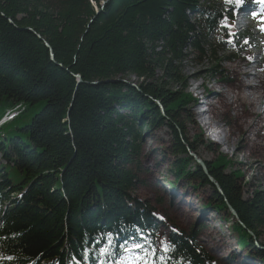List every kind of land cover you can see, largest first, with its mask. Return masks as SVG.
<instances>
[{
    "label": "trees",
    "instance_id": "1",
    "mask_svg": "<svg viewBox=\"0 0 264 264\" xmlns=\"http://www.w3.org/2000/svg\"><path fill=\"white\" fill-rule=\"evenodd\" d=\"M236 7V0H0V119L18 111L0 128V264H117L127 249L142 264H219L197 231L174 226L163 237L165 222L134 194L131 166L143 154V130L162 126L173 136L168 185L210 186L209 208L231 220L236 259L251 264L243 249H259L254 236L264 225L263 197H243L241 173L227 171L229 156L205 162L206 174L189 156L177 117L182 101L193 97L182 73L190 56L211 61L219 47L234 43L223 59L235 61L247 50L249 32L235 43L223 25ZM223 59L209 76L222 74ZM234 69V99L221 93L219 101L243 115L234 128L256 153L264 117L245 97L241 64ZM176 197L172 209L186 215ZM208 231L213 251L229 249Z\"/></svg>",
    "mask_w": 264,
    "mask_h": 264
},
{
    "label": "rangeland",
    "instance_id": "2",
    "mask_svg": "<svg viewBox=\"0 0 264 264\" xmlns=\"http://www.w3.org/2000/svg\"><path fill=\"white\" fill-rule=\"evenodd\" d=\"M225 25H228L226 21ZM262 25H264V19H253L249 20L244 28V30H249L251 38L248 42V47H251L250 52L254 54L252 59L255 61L251 60V62H247L242 58L235 61L225 60L223 58L231 55L232 52L229 47L221 46L218 48V57L211 58V61H208V55L202 59L197 55H192L188 61L183 63L182 73L186 77L187 93L193 97H188L182 101L181 108L178 107L180 109L178 110L177 117L180 120L184 136L191 143L189 146L190 151L188 152L190 157L196 160L194 157L196 156L204 163L207 162L213 165L221 156H229L231 165L228 166L227 171L241 173V178L237 180L242 187L243 197L250 198L252 192H258L264 199V158H257L259 152L264 154V136L263 140H256V153H250L243 145L245 135L237 132V127L234 128L237 123L236 119L239 116L242 118L240 123L242 124L244 120L243 115L238 116L237 111L233 108L226 110L227 106L219 101L218 96L223 93L221 97L227 98L229 101L234 99L229 90L234 88L238 83L234 77V68L237 64H241L242 71L245 74L241 76V80L247 86L245 97L248 102L255 106L252 112L256 111L264 117L263 85L259 83L260 80H264V28H262ZM227 28L228 32L231 33L232 29L230 27ZM236 30L239 31L240 28L238 27ZM219 58L223 59V62H218V66L222 69V74L213 77L209 76L207 73L208 69L212 65H215ZM257 59L261 67L255 73L254 66L255 63H258ZM225 70L226 75L224 76L223 72L225 73ZM228 75L231 78H228ZM118 80L120 79L117 78L110 81L116 82ZM236 90L237 92L239 91L238 89ZM195 103H197L198 107L197 105L195 106ZM210 103L214 107L208 110L211 108L208 107ZM193 110L196 113V117L192 115ZM255 114H252L254 118ZM202 120L205 122L210 120L211 123L207 125ZM253 122L257 125L256 120ZM215 124H219L217 127L220 129L221 137L223 136L226 139L225 142L219 141L216 135L211 133L212 129H217L214 127ZM143 131L145 137L142 145L143 154L139 159L134 160L131 166L138 179L134 194L138 198L148 201L154 207L157 221L165 222V225H163L164 233H168L170 230L168 226H175L179 230L188 233L191 230L197 231L199 233L200 244L210 252L219 264H239L240 259H236L239 254L234 251V245L237 240L235 235L238 236V234L234 231H232L234 234L231 232V220L226 221L224 219L225 213L221 212L217 214V212L209 208V202L214 197L212 188L199 182H194V185L193 183L188 184L185 180H180L178 187L167 185L166 179H174L173 171H171L173 169L172 163L175 160L171 150L173 137L171 130L166 126H162L154 128L152 131L144 128ZM232 133H234V137H230ZM208 144H212V146ZM186 162L189 164V160ZM189 166L188 169L193 170L195 162L193 164L191 161ZM172 191L175 195L170 194ZM174 196L176 199H182L187 208L185 211L186 215L172 209V205L175 206V204L179 203L177 201L173 202L172 197ZM182 209L183 206H181L180 210ZM188 213L191 214L188 215ZM202 215H206L205 218H202ZM208 229L214 231L213 239L218 240V236L224 238L223 243L227 242L231 245L229 249L220 247L216 249L217 252L213 251L211 248L213 244L206 237L209 232ZM254 238H256L258 243V250L262 251L261 255L258 253V250L256 251L251 246H247L243 251L249 252V255L252 254L251 258H247L249 263L264 264V225L256 228ZM232 253L234 254L232 255Z\"/></svg>",
    "mask_w": 264,
    "mask_h": 264
},
{
    "label": "bare ground",
    "instance_id": "3",
    "mask_svg": "<svg viewBox=\"0 0 264 264\" xmlns=\"http://www.w3.org/2000/svg\"><path fill=\"white\" fill-rule=\"evenodd\" d=\"M259 55H260V53H259ZM251 62V61H250ZM247 64H249V63H247ZM243 75H245L244 74V72H243ZM261 82H264V80H260L259 81V83H261ZM246 89H247V87H246ZM207 104V103H206ZM197 107H198V105H197ZM209 110V109H208ZM203 121V123H205V124H207V125H209L210 123H211V121L210 120H208L207 122H205L204 120H202ZM219 124H215V128H217V129H215V130H211V129H209V130H211L212 132L211 133H213V135H216V137H217V139L219 140V141H226V139H224L223 138V136L221 137V133H220V129H218V126ZM227 136V135H226ZM225 137V136H224ZM227 138V137H226ZM227 144V143H226ZM230 149H232V148H230ZM196 159H200V158H198V157H196V156H194ZM195 160V159H194ZM201 160V159H200ZM196 162H197V160H195ZM202 167V166H201ZM203 168V167H202ZM204 169V168H203ZM205 171V170H204ZM206 174H208V172H207V170H206ZM209 175V174H208ZM214 183V182H213ZM166 184V183H165ZM216 186H217V188L220 190V192L222 193V190H221V188H220V186L219 185H217L216 183H214ZM168 185V184H167ZM172 189V188H171ZM173 192V191H172ZM174 193V192H173ZM175 194V193H174ZM237 242V241H236ZM255 242H256V240H255ZM234 248H236V249H238V243H235V245H234Z\"/></svg>",
    "mask_w": 264,
    "mask_h": 264
},
{
    "label": "water",
    "instance_id": "4",
    "mask_svg": "<svg viewBox=\"0 0 264 264\" xmlns=\"http://www.w3.org/2000/svg\"><path fill=\"white\" fill-rule=\"evenodd\" d=\"M47 45H48V44H47ZM49 48H50L51 51H52V48H51L50 46H49ZM52 57L54 58L53 53H52ZM77 77H78L79 81H81V80H80V79H81V76H80V75H77ZM124 82H125V81H124ZM196 160H197V163H198L200 166H202V167L204 168L205 172H206L207 168H206L204 162H203L202 160H200V159H196ZM210 179H211L212 182H214V183H216V184L218 185V183H217L212 177H210ZM229 207H230V206H229ZM230 209L232 210V214L235 216V218H237V214H236L235 210L232 209L231 207H230Z\"/></svg>",
    "mask_w": 264,
    "mask_h": 264
},
{
    "label": "snow or ice",
    "instance_id": "5",
    "mask_svg": "<svg viewBox=\"0 0 264 264\" xmlns=\"http://www.w3.org/2000/svg\"><path fill=\"white\" fill-rule=\"evenodd\" d=\"M256 2L264 5V0H256ZM243 3H244V0H236V4L238 7H241ZM256 15H257L256 13H253V16H256ZM262 19H264V17H262ZM262 28H264V25H262ZM134 247L139 248V247H142V245L137 244V245H134ZM5 259H12V257H5Z\"/></svg>",
    "mask_w": 264,
    "mask_h": 264
}]
</instances>
